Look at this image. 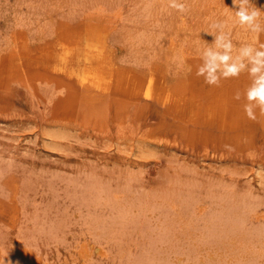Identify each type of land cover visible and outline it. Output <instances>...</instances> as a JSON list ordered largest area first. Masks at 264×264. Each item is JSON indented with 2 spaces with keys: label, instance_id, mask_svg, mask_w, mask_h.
<instances>
[{
  "label": "rangeland",
  "instance_id": "rangeland-1",
  "mask_svg": "<svg viewBox=\"0 0 264 264\" xmlns=\"http://www.w3.org/2000/svg\"><path fill=\"white\" fill-rule=\"evenodd\" d=\"M14 1L0 0V264H31L19 244L39 264H264V109L245 112L252 64L243 57L219 90L206 83L210 57L200 75L168 58L172 38L225 54L214 22L235 58L264 50V31L241 26L233 0H178L183 12L169 0ZM249 7L264 29V0ZM89 20L108 29L109 57L136 71L127 93L86 97L83 58H43ZM19 26L31 37L22 59L7 49ZM213 75L220 82L223 66ZM89 242L104 253L82 255Z\"/></svg>",
  "mask_w": 264,
  "mask_h": 264
},
{
  "label": "bare ground",
  "instance_id": "bare-ground-1",
  "mask_svg": "<svg viewBox=\"0 0 264 264\" xmlns=\"http://www.w3.org/2000/svg\"><path fill=\"white\" fill-rule=\"evenodd\" d=\"M22 2L23 0L14 1L16 5H20ZM90 17L92 18V15H90ZM108 35V29L102 28L99 24L95 23V21L89 20V22H87V24L85 25L84 30L81 32L76 31L72 28H67L61 31L59 37L55 42L58 50H46L42 56L46 59L55 57L56 59L64 58L69 59L70 61H74L77 58H83L85 62V75H83L85 76V81L87 83L85 87L86 97H89L93 94L100 97V95H102L104 91H107L109 87H111L118 93L124 94L127 93L131 86V83L135 80L136 71L133 67H128L126 65L127 62L124 64H117L113 58L109 57V45L107 41ZM129 40L131 41V39ZM131 42L132 43L129 46L131 47V53L134 54V50L132 47H136V44H133V41ZM30 43L31 37L29 35V32L24 27L19 26L12 33V36L10 37L8 43L9 45L8 47H6L12 52L14 58L22 59L24 57L30 56ZM170 43L171 48L169 49H171V54L168 56L170 61L177 64L179 67H185L186 64H188L189 66L191 63H195L197 69H200L202 67L203 61L201 56H203L202 54H204V51L207 49L206 47H204V45L200 44L201 47L199 46V44L197 45V47L186 45L187 47H185L181 46V44H178L179 42L177 43L175 38H172ZM233 58L235 59V57ZM21 70L23 71V68ZM231 82L232 81L229 77H224L218 83L219 90L220 88H222V90H227L228 86L231 85ZM195 86L196 85L194 83V89ZM215 88L216 87H214L213 89ZM214 97H216V95H212L209 100L212 99L213 101L215 99ZM98 245L100 247L98 246V248H96L92 242H89L82 255L90 256L95 250L99 252V255L100 253L103 254L105 247L101 246L103 245L102 243H99ZM17 249L22 254H24V256H26L31 264H39V259L32 250H27L26 247L22 244H19Z\"/></svg>",
  "mask_w": 264,
  "mask_h": 264
},
{
  "label": "clouds",
  "instance_id": "clouds-1",
  "mask_svg": "<svg viewBox=\"0 0 264 264\" xmlns=\"http://www.w3.org/2000/svg\"><path fill=\"white\" fill-rule=\"evenodd\" d=\"M251 0H233V4L239 7V10L235 11V15L238 18V22L241 26H247L252 32L259 33L264 31L260 24L257 22L260 17V10L257 8H250ZM169 6L179 11H185V5L179 3L178 0H169ZM214 30L220 29L217 35L215 31L209 32V34L215 36L214 47L225 49V54H214L211 50L212 46H209L205 51L204 55L210 57L207 64L208 76L206 83L218 84L219 81L213 72L217 67L223 66L224 77H236L245 68V64L242 63L243 57H248L252 64L249 69L250 75L254 78V83L247 89L246 98L249 103L245 105V112L251 118L253 117V107L259 106L264 109V50L253 48L251 45L244 46L240 49V55L235 59L228 53L232 51L233 44L229 39L228 34L224 33L223 29L225 24L223 22H214L210 25ZM261 49H264V45H261ZM255 51V55H252ZM219 61L220 64L216 62ZM204 68L199 69L198 75L203 74ZM239 99V94H237ZM225 147H230L225 145Z\"/></svg>",
  "mask_w": 264,
  "mask_h": 264
}]
</instances>
